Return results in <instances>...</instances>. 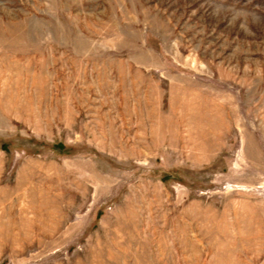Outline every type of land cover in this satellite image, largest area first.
I'll list each match as a JSON object with an SVG mask.
<instances>
[{
	"label": "rangeland",
	"instance_id": "obj_1",
	"mask_svg": "<svg viewBox=\"0 0 264 264\" xmlns=\"http://www.w3.org/2000/svg\"><path fill=\"white\" fill-rule=\"evenodd\" d=\"M0 264H264V0H0Z\"/></svg>",
	"mask_w": 264,
	"mask_h": 264
}]
</instances>
